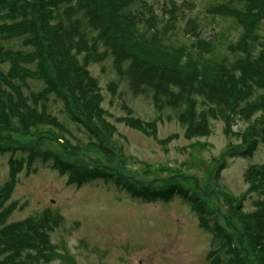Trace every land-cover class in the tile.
<instances>
[{"label": "trees", "instance_id": "trees-1", "mask_svg": "<svg viewBox=\"0 0 264 264\" xmlns=\"http://www.w3.org/2000/svg\"><path fill=\"white\" fill-rule=\"evenodd\" d=\"M232 1L208 13L232 19L240 32L235 40L202 37L196 20L176 30L174 4L164 11L165 21L138 0H0V43L18 40L26 48L13 51L0 44V65L8 66L0 70V153L24 155L8 159V180L0 184V264H47L53 255L50 234L60 217L8 223L14 208L7 201L15 178L38 160L78 188L102 181L145 203L178 197L205 227V217L212 213L206 205L209 196L224 199L229 209L222 218L224 227L216 222L220 214L215 211L211 232L225 264H264V164L248 167L243 175L246 193L260 197L253 211L244 213L240 202L232 207L234 199L199 187L195 177L189 180L193 188L178 183L183 174L155 185L153 180L127 177L120 168L103 167L99 160L91 167L73 161L85 152L112 161L120 152L104 120L98 81L89 71L90 65L106 60L118 81L133 96L146 97L159 114L144 122L127 110L129 115L120 119L127 127L155 139L157 122L166 112L167 119L174 115L186 139H194L208 137L211 121L219 120L224 133L235 134L240 142L228 146L221 160L250 157L264 144V0ZM27 79L40 83V91H29ZM116 88L115 82L108 85L111 93ZM54 103L84 136V144L69 143L66 136L71 132L51 112ZM237 121L247 126L233 133ZM15 137L33 142H16ZM49 142L56 143L59 152L44 148Z\"/></svg>", "mask_w": 264, "mask_h": 264}, {"label": "rangeland", "instance_id": "rangeland-1", "mask_svg": "<svg viewBox=\"0 0 264 264\" xmlns=\"http://www.w3.org/2000/svg\"><path fill=\"white\" fill-rule=\"evenodd\" d=\"M228 1L138 0L150 7L158 20L163 18L165 21L168 17L164 11L174 4L177 8L176 30H182L187 20H196L199 30L203 29L202 37L213 34L235 40L240 33L235 22L208 13L211 7L227 4ZM176 36L179 41L183 40L179 31ZM0 44L4 49L13 51L26 49L18 40ZM7 67L0 65V70L5 72ZM89 71L98 81L104 120L111 126L113 144L120 152L117 153V160L112 161H105L93 152L82 153L73 161L91 167L99 160L103 167L120 168L127 177L146 183L153 180L155 185L162 184L170 176L183 174L185 178L178 183L193 188L189 180L195 177L199 187L208 188L214 194L220 192L231 201L234 199L232 207L240 202L242 212L253 211V203L260 197L246 193L248 186L243 175L248 167L264 164L263 143L258 144L250 157H224L221 160L224 166L219 168L221 161L218 163L217 159L222 157L226 148L240 143L235 134L224 133L221 121H211L208 137L186 139L174 115H169L167 119L165 112L157 122L156 138L148 137L127 127L121 120L129 110L134 118L144 122L154 121L159 114L151 102L144 96H133L125 83L118 81L109 60L100 65H90ZM112 82L117 84L114 93L108 90ZM26 84L32 92L42 88L34 80L27 79ZM60 110L59 103L51 104L52 114L63 121L71 132V136H66L69 143L84 144V136L75 130ZM246 126L247 123L237 121L232 131L241 132ZM14 140L33 142L29 137H15ZM44 146L59 152L54 142L45 143ZM10 157L22 158L24 155L0 153L1 185L8 180ZM66 180L65 176H60L48 164L38 160L31 169H23L16 176L7 201L14 208L8 223L41 215L61 218L60 225L50 234L53 255L47 264H225V256L211 232L213 219L215 221L216 218L212 214L215 211L220 214L216 222L224 227L222 218L229 210L224 199L218 201L215 195L209 196L206 205L212 213L205 217V227L201 225L197 213L178 197L167 202L145 203L130 198L110 182L93 181L78 188L67 185Z\"/></svg>", "mask_w": 264, "mask_h": 264}]
</instances>
